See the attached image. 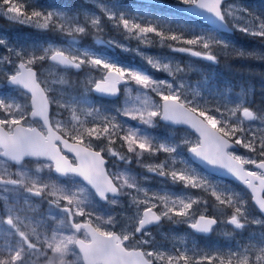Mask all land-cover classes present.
Segmentation results:
<instances>
[{
    "label": "snow or ice",
    "instance_id": "snow-or-ice-1",
    "mask_svg": "<svg viewBox=\"0 0 264 264\" xmlns=\"http://www.w3.org/2000/svg\"><path fill=\"white\" fill-rule=\"evenodd\" d=\"M178 5L177 11L203 17L214 29H236L264 40V13L254 14L227 0H178ZM98 7L114 28L142 43L150 44L148 36L155 34L161 45L172 41L199 46L201 50L195 51L194 47L168 44L174 52L190 53L213 63L218 62L214 50L220 49L227 55L230 48L229 42L211 33L197 34L180 24L175 29L165 28L169 21L162 18L146 21L140 13L128 12L118 0L98 3ZM0 15L12 22L52 29L70 37L68 47L52 43L47 47H17L0 37V48L7 53L0 55V66L12 69L0 73V79L17 91L16 96L0 94V199L4 201V216H0V264H264V235L259 245L225 255H208L187 247L166 250L148 231L149 226L158 225L162 219L189 222V227L200 233L211 232L218 223L234 229H244L248 224L264 225V220L249 218L247 201L240 193L213 184L182 155L186 147L189 156L202 166L231 174L251 190L255 205L264 214V195L260 194L264 193V127L245 126V121H260L264 125V114L245 106L247 92L237 96L233 107L220 104L209 108L206 101L200 103L203 97L199 91L194 92L192 99L185 96L184 84L175 83L176 76L185 69L167 57L147 55L136 49L148 65L168 73L173 82L157 80L141 67L121 65L104 53L76 47L78 37L88 35L91 28L97 43L128 50L123 44L102 38L104 25L95 13L85 12L82 22L79 16L45 10L35 0H0ZM260 58L264 59V55ZM44 61L64 69L80 70L87 66L100 73L99 79L90 78L86 84L92 85L88 91L101 96H116L118 86L123 84L126 95L122 105L109 109L91 104L86 95L49 96L51 89L41 87L35 70ZM58 82L68 83L62 77ZM205 88L214 98L225 96L207 83ZM149 93H156L162 103H157ZM53 104L69 111L70 117L50 118ZM157 118L189 125L196 138L185 135L177 139L171 133L164 137L153 135L148 129L157 126ZM37 122L39 127L33 126ZM236 146L255 157L236 154ZM65 150L74 154L73 160ZM160 153L165 154V159L159 163L144 164L140 159L145 155L155 159ZM105 156L112 158L114 170L106 167ZM26 157L34 158V171L24 164ZM134 160L149 173L173 184L182 183L185 189L210 193L214 197L212 207L220 216L225 209H231V214L226 220L210 217L209 202L203 197L187 192L161 195L144 187L148 177L141 180L133 172ZM9 162L18 166L15 172L10 170ZM248 165L256 170H250ZM45 168L49 177L54 172L58 174L57 181L65 177L68 183L51 179L46 182L40 175ZM19 193H23V205L18 196L10 202L6 195ZM33 198L48 204L47 215H30L36 211L30 203ZM100 201L123 210L105 219L98 214ZM129 209L133 210L131 215L126 214ZM117 227L119 231L115 230ZM69 256L74 259L69 260Z\"/></svg>",
    "mask_w": 264,
    "mask_h": 264
},
{
    "label": "rangeland",
    "instance_id": "rangeland-1",
    "mask_svg": "<svg viewBox=\"0 0 264 264\" xmlns=\"http://www.w3.org/2000/svg\"><path fill=\"white\" fill-rule=\"evenodd\" d=\"M124 1L126 0H118V3L124 6V9H126L130 13L133 14L140 13L146 21L154 22L157 18H162V19H167L169 21V24L164 25L165 28L171 26L173 29H175L177 27V24H180L186 28L194 29L197 34L201 32L211 33L215 35L218 39L229 42L230 48L228 49L227 54L240 55V53L242 52L243 55L241 56L250 57L251 59L254 58L255 60H257V63L261 60H264L260 58L262 55H264V45H260L256 41L248 40V42H245L243 39L239 41V38L237 37L230 39L222 38L219 32L215 31L214 29L208 26L204 25L202 27H198L196 25H193L190 22L191 19H189L188 17L175 15L170 12L167 13L162 11H156L154 9H148L145 7H141L140 5L137 4L128 5ZM133 1H138V0H133ZM85 2L87 4L86 7L85 8L83 7L81 8V10L78 11H70L64 8H58L51 5H44L41 6V8L49 11L60 10L67 13L69 16H74V15L79 16V19L82 22L84 20L85 12L95 13L96 15L101 16L104 25V30L103 33L101 34L102 38L105 41L114 40L119 44H123L128 50L125 51L123 48L115 47V46L109 48L107 45H101L97 43L95 40V36L93 34L94 30H92L91 28H89L88 30L89 31L88 35L78 37V43L76 47L80 49L88 48L97 53H104L107 56H109L113 61L118 62L121 65H133V66L141 67L145 71H147L149 75L153 76L155 79L168 80L169 82H173L174 78L172 76H169L168 73L166 72L157 71L156 69H153L141 57V55L136 51V49H139L140 52H143L147 55H151L155 57H167L172 61L173 64H179L182 68L185 69V71L176 76L175 83L184 84V94L185 96H187L188 99H192L194 92L199 91L200 95L203 97V100H200V103L203 104L206 101L207 102L206 106L209 108H215L220 104H227L228 107H233L234 104L232 102L236 101L237 96L242 91L247 92V99H249V96L251 95V90L243 89L240 91H235L233 90V88L230 89L225 88L222 91H220L225 93L223 99L214 98L213 95H209L208 91H206L205 84L207 83L210 87H214V88L215 86L211 83L210 79L205 75L203 68L199 66L200 62L196 59L197 58L196 56H193L190 53H186V52H174L169 47L164 48L159 41H157L158 43H156L151 39L150 36H148V39L151 41L150 44L142 43L135 38L127 37L123 30L122 32H120L117 28L113 27L112 22L107 19V17L101 12L100 8L98 7V3H111L112 0H85ZM228 3L234 4L237 7H246L249 9V11L253 12L254 14L264 13V0H230ZM3 20L4 22L9 21L6 17L0 15V21ZM21 25L26 26L28 28H36L34 25L29 26L16 22H12L10 26L3 25L2 23H0V37H5L10 44L16 45L17 47L21 46L22 44L23 46H26L24 43L21 42V40L17 36V33L20 34L18 27ZM40 30H44V29H40ZM11 33H13L14 35L13 36L14 41H12V39L8 37V35ZM86 38H88L89 40ZM188 38H191V36L189 35ZM153 39L155 40L154 36ZM69 41H70V37H66L64 35V37L61 40L58 39L57 40L50 39L48 41L41 40V41H36L27 46L43 45L44 47H47L49 43H52L60 47H68ZM177 44L178 43L174 42L172 45L173 47H194L195 51L201 50L199 46H187L185 44H184L185 46L182 45L179 46ZM6 54L7 53L3 50V48H0V55H6ZM203 60L207 61L206 59ZM165 62H167V60ZM36 70L38 72L39 82L43 85L44 88L51 89V91L48 92L49 96L52 95L59 96L61 93L65 95H72L77 97L86 95L91 104L97 107L103 105L104 107L109 109L120 107L125 99V95H126L125 86L122 88V94L116 100L102 102L101 100H98L96 97H94L92 95L93 94L92 91L87 90L90 89L92 85L86 84V81L90 78L99 79L100 73L91 70L87 66L83 67L82 70L72 71L70 69H63L60 66H53V64L50 61H44L36 66ZM3 71L11 72L12 69L6 65L0 66V73H2ZM61 77L64 80L68 81V83L60 84L58 81ZM0 94H3L5 96H16L17 91L14 88L5 85L4 81L0 79ZM229 94H231V97L229 96ZM149 95L157 103L162 102L160 100V97L156 93H149ZM51 106L53 109L51 112L52 119L66 120L70 117L69 111H62L61 109H58L54 104ZM58 112L60 114L56 115ZM237 115L239 116L240 114L238 113ZM121 119L126 120L127 118L121 117ZM157 120H158L157 126L155 128L148 129V131H150L153 135L164 137L171 133L177 139L185 135L189 136L193 140L196 138V134L186 128H182V127L177 128L170 125H164L160 122L159 118H157ZM128 122L131 123L132 125L137 124L136 121H128ZM33 126L39 127V122L34 123ZM245 126L256 129H260L264 127V125H262L260 121H254V122L245 121ZM235 152L236 154L239 155L255 157V154L248 152V150L244 148H242L241 150H235ZM182 155L185 159H187L188 164L191 167L197 169L199 172L206 175L207 178L213 184H217L222 187H226L232 190L233 192L240 193L243 196V198L247 201L246 207L248 212L250 213V217H249L250 219L255 218V219L264 220V217L259 213V211L253 205L247 190L241 188V186H237L236 183L230 180L210 174L200 165L194 163L190 159L186 147L183 149ZM107 158L109 159V163L107 167L109 169H112V158L110 157ZM140 159L144 164L159 163L161 160L165 159V154L160 153L155 159L150 158L147 155L142 156ZM9 164H10V170L15 172L18 166H16L11 162H9ZM24 164L28 169H31L33 171L37 166L35 160H30V159L25 160ZM121 167L123 166L121 165ZM131 168L133 172L137 174L139 179L142 180L144 177H148L147 182H145L143 186L150 188L153 192H159L161 195H163L165 192L175 193V194H181L187 192L191 194L193 197H198V196L203 197V199L209 202L207 213L211 212L213 213V215L217 216L219 219L222 220H226L228 216L231 214L232 211L231 209H225L224 215L220 216V213L212 207V204L214 202V197H212L210 193H205L199 189H185L182 183L173 184L170 180H165L153 173H149L146 168L138 166L135 163V160L133 161ZM248 168L250 170H253L252 165H248ZM40 175L42 178L45 179L46 182L49 179L53 181H57L56 176H52L51 174V176L49 177V172L48 169L46 168L40 173ZM57 182L66 184L68 183V178H64V180H58ZM6 195L9 196L10 202L14 196H18L20 198L19 199L20 204L23 205L24 203L23 193L6 194ZM30 203L36 209V211L30 213V215L38 216L41 213L47 215L48 204L46 202L42 203L39 198H33L30 201ZM99 203L101 205V209L98 214L104 216L105 219L107 218V215L115 216L118 213H121L123 210L121 206L107 205L102 201H100ZM123 203L124 206H126V198ZM160 207L161 206L158 205V209ZM132 211H133L132 209H129V211L126 214L131 215ZM0 216H4V201L2 199H0ZM115 230L119 231L120 229L119 227H117ZM148 231L151 233V236L154 238V240L157 243L161 244L163 248L166 250H172L173 248L183 250L185 247H187L188 249H195L203 254L225 255L229 252H236L249 245H259L261 236L264 235V225L248 224L244 229H234V226L225 223H218L217 227L209 236L197 237L196 233L192 230V228L189 227V222L177 223L168 219H162V222H160V224L148 228ZM0 243H2V241H0ZM145 250H151V249H145ZM191 254L192 253L189 252V255ZM68 259L72 260L74 259V257L69 256ZM205 264H207V262H205Z\"/></svg>",
    "mask_w": 264,
    "mask_h": 264
},
{
    "label": "trees",
    "instance_id": "trees-1",
    "mask_svg": "<svg viewBox=\"0 0 264 264\" xmlns=\"http://www.w3.org/2000/svg\"><path fill=\"white\" fill-rule=\"evenodd\" d=\"M166 1L178 2V0ZM35 2L40 6L51 5L70 11L81 10V8H85L87 5L85 0H35ZM124 2L128 5L137 4L146 6L149 9H154L156 11L167 13L169 11V9L166 7H159L157 5L144 3L141 1L126 0ZM191 23L198 27L203 26V24L198 20ZM18 30L20 34L17 33V36L26 46L36 41H48L50 39L61 40L64 37L63 34L52 29L42 31L36 28H28L21 25L18 27ZM119 31L122 32V29H119ZM10 35H12V33ZM149 36L153 41L158 43L157 41H159V37H157L155 34H149ZM153 36L155 37V40L153 39ZM222 36L225 38L237 37L239 38V41L243 39L245 42H248V40L256 41L260 45H264V40L258 37L246 35L241 31H236L234 35ZM167 43L173 44L174 42L167 41L163 45L164 48L168 47ZM177 45L185 46L183 43H178ZM214 52L215 54H217L218 59V62L216 63L208 60L204 61L199 57H197L196 59L200 62L199 66L203 68L205 75L210 79L215 88H217L219 91H222L225 88H233V90L235 91H240L243 89L251 90V95L249 96V99H247V103L245 106L250 107L253 111L258 112V114H264V60H261L257 63V60H255L254 58L251 59L250 57H244L235 54L225 55L220 49H216L214 50ZM229 96L231 97V94H229Z\"/></svg>",
    "mask_w": 264,
    "mask_h": 264
},
{
    "label": "water",
    "instance_id": "water-1",
    "mask_svg": "<svg viewBox=\"0 0 264 264\" xmlns=\"http://www.w3.org/2000/svg\"><path fill=\"white\" fill-rule=\"evenodd\" d=\"M148 2H151V3H155V4H159V5H163V6H167V7H169V8H172V9H174V10H176L177 9V7L179 6L178 5V3H171V2H168V1H165V0H147ZM179 12H181V13H185V12H183V11H179ZM186 15H189V16H191V17H193V18H195V19H198V20H200V21H202V22H204L206 25H208V26H210V27H212V28H214V26L211 24V22L210 21H208V20H206V19H204L203 17H199V16H195V15H192V14H189V13H185ZM217 31H220V32H227V33H233V31H234V29H231V30H223V29H216ZM36 70V69H35ZM37 71V70H36ZM39 81V80H38ZM41 84V83H40ZM121 85H123V84H121ZM121 85H119L118 87L120 88L121 87ZM41 87L42 88H44L42 85H41ZM96 95H98V96H101L99 93H96V92H94ZM120 95V91H119V93L116 95V96H102V97H106V98H109V99H115V98H117L118 96ZM49 114H51V105H50V109H49ZM162 122H164L165 124H170V125H173V126H175V127H186V128H189L191 131H194L193 129H191V127L189 126V125H186V124H172V123H170V122H166V121H163V120H161ZM37 127V126H36ZM195 132V131H194ZM239 148V146H236L235 147V149H238ZM65 152H67V150H65ZM68 153V152H67ZM70 154H72V153H70ZM72 155H74V154H72ZM26 159H34V158H30V157H26L25 158V160ZM194 162H196V163H198L199 165H201L200 164V162L199 161H197V160H194V159H192ZM107 161V160H106ZM202 166V165H201ZM204 169H206L208 172H210L211 174H213V175H218V176H220V177H223V178H226V179H230V180H233V181H235V182H237V183H239L240 185H242V186H244L249 192H250V194H251V196H252V193H251V190H249L245 185H243L242 184V182H240V181H238L237 179H235L231 174H229V173H227L225 170H222V169H212V168H208L206 165H203L202 166ZM254 167V166H253ZM254 169H255V167H254ZM261 195H264V193H260ZM252 199V198H251ZM252 202L254 203V201H253V199H252ZM255 204V203H254ZM256 206V205H255ZM257 207V206H256ZM258 208V207H257ZM262 214V213H261ZM263 216H264V214H262ZM209 216V215H208ZM211 217V216H210ZM154 225H156V224H154ZM154 225H151V226H154ZM215 226V225H214ZM213 226V227H214ZM150 227V226H149ZM198 233H200V232H198ZM210 233V232H209ZM201 234H208V233H201Z\"/></svg>",
    "mask_w": 264,
    "mask_h": 264
},
{
    "label": "bare ground",
    "instance_id": "bare-ground-1",
    "mask_svg": "<svg viewBox=\"0 0 264 264\" xmlns=\"http://www.w3.org/2000/svg\"><path fill=\"white\" fill-rule=\"evenodd\" d=\"M225 33H227V32H225ZM241 188H244L245 190H247L244 186H242L241 185ZM247 192L249 193V195H250V197L252 198V196H251V194H250V192L247 190ZM251 201H252V199H251ZM253 203V202H252ZM254 204V203H253Z\"/></svg>",
    "mask_w": 264,
    "mask_h": 264
},
{
    "label": "flooded vegetation",
    "instance_id": "flooded-vegetation-1",
    "mask_svg": "<svg viewBox=\"0 0 264 264\" xmlns=\"http://www.w3.org/2000/svg\"><path fill=\"white\" fill-rule=\"evenodd\" d=\"M0 23H2L3 24V21H0ZM52 176H56V178H57V175L53 172L52 173ZM59 180H64V179H62V178H59Z\"/></svg>",
    "mask_w": 264,
    "mask_h": 264
}]
</instances>
